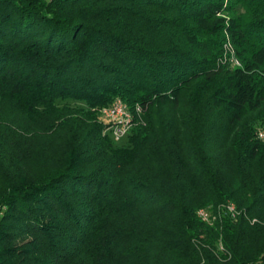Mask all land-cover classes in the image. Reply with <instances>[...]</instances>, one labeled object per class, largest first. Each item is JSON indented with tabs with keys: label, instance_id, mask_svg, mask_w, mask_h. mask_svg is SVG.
I'll return each mask as SVG.
<instances>
[{
	"label": "trees",
	"instance_id": "obj_1",
	"mask_svg": "<svg viewBox=\"0 0 264 264\" xmlns=\"http://www.w3.org/2000/svg\"><path fill=\"white\" fill-rule=\"evenodd\" d=\"M262 113L264 0H0V264H264Z\"/></svg>",
	"mask_w": 264,
	"mask_h": 264
},
{
	"label": "rangeland",
	"instance_id": "obj_2",
	"mask_svg": "<svg viewBox=\"0 0 264 264\" xmlns=\"http://www.w3.org/2000/svg\"><path fill=\"white\" fill-rule=\"evenodd\" d=\"M241 14H243V11L237 7L236 8V13L235 16H240ZM221 47H222V53L221 55H219L215 61L217 67H228L230 69L233 68H238L241 67L242 64L240 62V60L237 58L234 49L232 48V46L230 45V43L227 40H223L222 43H220ZM122 105H121V104ZM58 106H63V105H68V106H76V103L70 102V101H58L57 102ZM113 106H120L126 107V114L129 115L131 114V123L130 126L126 127V130L123 129V126H121V132H119L118 130L114 131L115 125L117 124V122L113 119H109L106 118L105 115L103 114V111L113 107ZM139 110H130L128 109L127 105L121 101L120 99H116L115 101H113V103L110 104V106L105 107L101 110V114L103 117V122L106 123L108 125L107 129L105 130V132L109 135V137L111 138V143L113 145L114 148L116 147H123L126 146V139H127V133L130 130V128L132 127V123H133V118L138 116L139 117ZM132 112L134 113V115L132 114ZM262 115H264V113H262ZM256 116H252V119H256ZM105 117V118H104ZM259 119L256 121L255 127H256V134L258 139L260 140H264V116H258ZM139 120V118H138ZM109 121V122H108ZM112 131V132H111Z\"/></svg>",
	"mask_w": 264,
	"mask_h": 264
},
{
	"label": "built area",
	"instance_id": "obj_3",
	"mask_svg": "<svg viewBox=\"0 0 264 264\" xmlns=\"http://www.w3.org/2000/svg\"><path fill=\"white\" fill-rule=\"evenodd\" d=\"M104 111H108L109 115L111 116V119L115 120L117 124V130L121 132V126H123V129L126 130L127 127V116L125 114V107H119V106H113L110 107ZM128 128V127H127ZM204 215V217H207L206 214H201Z\"/></svg>",
	"mask_w": 264,
	"mask_h": 264
},
{
	"label": "bare ground",
	"instance_id": "obj_4",
	"mask_svg": "<svg viewBox=\"0 0 264 264\" xmlns=\"http://www.w3.org/2000/svg\"><path fill=\"white\" fill-rule=\"evenodd\" d=\"M121 104V103H120ZM122 105V104H121ZM120 107V106H119ZM123 107H125V106H123ZM103 114L105 115V117L106 118H109L110 120H111V116L109 115V112L108 111H103ZM125 114H126V107H125ZM126 116H127V126H130V123H131V114L129 115V112H128V114H126ZM104 117V118H105ZM109 122V121H108ZM115 130H117V126H115V128H114V131ZM112 132V131H111ZM201 214H203V212H201L200 213V217L203 219V220H205V217H204V215H201Z\"/></svg>",
	"mask_w": 264,
	"mask_h": 264
}]
</instances>
